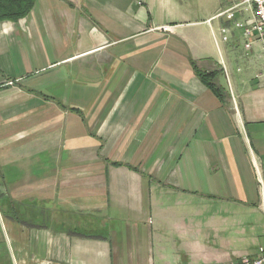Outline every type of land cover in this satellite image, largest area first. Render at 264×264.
Listing matches in <instances>:
<instances>
[{"label":"crops","instance_id":"obj_1","mask_svg":"<svg viewBox=\"0 0 264 264\" xmlns=\"http://www.w3.org/2000/svg\"><path fill=\"white\" fill-rule=\"evenodd\" d=\"M234 1L35 0L0 21V264L264 247V52L217 17Z\"/></svg>","mask_w":264,"mask_h":264},{"label":"built area","instance_id":"obj_2","mask_svg":"<svg viewBox=\"0 0 264 264\" xmlns=\"http://www.w3.org/2000/svg\"><path fill=\"white\" fill-rule=\"evenodd\" d=\"M217 17H225L235 28L241 30L245 50H251L257 43L264 52V0H235L228 8L219 12ZM220 33L222 41H227L229 27H221ZM222 264H264V247L259 246L251 257L242 256Z\"/></svg>","mask_w":264,"mask_h":264},{"label":"trees","instance_id":"obj_3","mask_svg":"<svg viewBox=\"0 0 264 264\" xmlns=\"http://www.w3.org/2000/svg\"><path fill=\"white\" fill-rule=\"evenodd\" d=\"M35 0H0V21L16 20L25 16L33 7ZM198 75L205 85L212 87L214 77L204 72H198Z\"/></svg>","mask_w":264,"mask_h":264},{"label":"rangeland","instance_id":"obj_4","mask_svg":"<svg viewBox=\"0 0 264 264\" xmlns=\"http://www.w3.org/2000/svg\"><path fill=\"white\" fill-rule=\"evenodd\" d=\"M235 29H236V32H237V31H239V32L241 31V30L238 29V28H235ZM237 33H238V32H237ZM239 41H240V45H236V48L238 49V51H241V52H242V51H243V46H242V44H241V40H239Z\"/></svg>","mask_w":264,"mask_h":264}]
</instances>
